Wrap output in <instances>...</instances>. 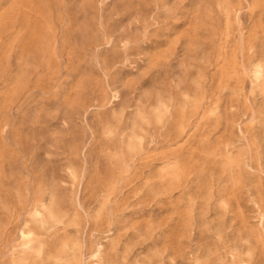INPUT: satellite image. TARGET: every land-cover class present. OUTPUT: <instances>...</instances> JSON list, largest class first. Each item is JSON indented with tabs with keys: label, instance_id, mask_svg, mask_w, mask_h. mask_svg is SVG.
Wrapping results in <instances>:
<instances>
[{
	"label": "rangeland",
	"instance_id": "obj_1",
	"mask_svg": "<svg viewBox=\"0 0 264 264\" xmlns=\"http://www.w3.org/2000/svg\"><path fill=\"white\" fill-rule=\"evenodd\" d=\"M0 264H264V0H0Z\"/></svg>",
	"mask_w": 264,
	"mask_h": 264
}]
</instances>
